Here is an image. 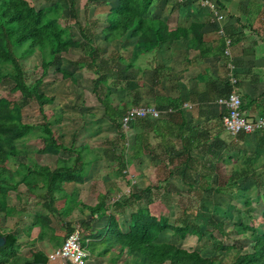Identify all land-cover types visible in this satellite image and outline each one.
I'll list each match as a JSON object with an SVG mask.
<instances>
[{
    "label": "crops",
    "instance_id": "crops-1",
    "mask_svg": "<svg viewBox=\"0 0 264 264\" xmlns=\"http://www.w3.org/2000/svg\"><path fill=\"white\" fill-rule=\"evenodd\" d=\"M56 1L62 5L60 12L69 20L75 40L86 51H96L95 61L83 49L63 53L57 60L61 64L57 68L75 74V83L66 80L55 84L70 88L73 95L69 98L76 95L77 103L71 110L78 115L67 121L60 114L47 113V107L59 105L57 99L44 107L49 117H62L52 131L61 144L75 152H30L28 157L8 161L7 167L20 178L36 167L53 172L67 167L77 169L78 180L64 182L61 190L53 193L46 188L45 178L30 186L21 183L9 192L12 212H0V229L17 233V251L27 246L31 257L36 252L50 257L80 225L83 246L90 255L87 264H141V259L130 255L109 232L112 215L121 232L128 234L133 214L146 206L158 219L168 217L172 225L208 209L220 213L213 214V221H226L224 231H232L231 235L222 236L210 225L198 226L204 233L201 237L192 233L181 239L167 230L158 243L197 251L206 258L218 257L229 264L226 255L239 250L241 243L252 242L234 230L233 220L224 217L223 202L247 193L250 178L256 184L257 176L249 170L258 174L264 168V131L233 138L223 127L226 110L217 100L231 92L229 78L235 77L245 116L250 120L264 117V0H210L217 5V14L224 17L222 21L214 20L215 13L203 5L205 0H150L148 5L138 0L135 6L141 7L144 18L164 22L171 31L202 24L203 45L191 49L189 40L182 36L169 47L160 45L137 54L139 38L132 31L106 41L108 16L120 0H69L67 5ZM30 2L35 4V0ZM220 28L225 37L219 35ZM226 39L232 41L229 55ZM74 54L77 59L72 58ZM36 55L41 66L42 54ZM186 103L190 107L185 108ZM137 106L172 112L158 119L139 120L123 130L121 116ZM42 148L41 142L28 149ZM233 170L237 172L232 174ZM147 189L151 192L142 194ZM134 194H142V201L130 202ZM217 197L223 202H212L211 206L203 203ZM101 204L103 208L94 212ZM177 214L181 218L173 223L172 216ZM219 245H235L236 249L226 253L218 250Z\"/></svg>",
    "mask_w": 264,
    "mask_h": 264
},
{
    "label": "trees",
    "instance_id": "trees-1",
    "mask_svg": "<svg viewBox=\"0 0 264 264\" xmlns=\"http://www.w3.org/2000/svg\"><path fill=\"white\" fill-rule=\"evenodd\" d=\"M137 1L120 0L119 6L111 10L108 16L109 24L104 31L107 42L120 39L127 31H132V34L139 38L136 54L151 51L160 45L169 47L182 36L189 40L191 49L203 45L202 24L193 23L189 29L178 28L171 31L164 22L144 18V13L140 11L141 7L135 6ZM144 1L147 5L150 3V0ZM61 10L56 0H47L40 8L28 0H0V83L13 82L11 92H20L26 102L36 103L44 117V122L39 124L40 126L24 123L22 111L26 102L10 103L0 96V212L7 215L12 212L7 201L9 192L16 190L21 183L30 186L31 182H39L40 179L45 178L46 188L53 193L61 190L64 182L78 180L75 176L77 169L72 170L67 167L54 172L47 167H36L35 170L30 169L27 177L24 178L18 177L7 167L8 161L28 157L30 152L38 154H57L61 150L75 152L73 147L67 148L55 138L52 127L60 123L62 117L53 116L51 119L45 114L44 107L53 104L56 98L44 94L41 88L48 78L53 82L66 80L76 82L74 73L56 66L57 60L63 53L73 49H83L87 57L95 61L96 51L93 48L86 51L82 43L75 40L69 21L66 24L61 22L63 19ZM36 52L42 54L41 76L34 82L28 83L23 61ZM104 105L107 108L105 102ZM113 121L117 122L114 118ZM30 139L41 141L43 148L35 151L28 149L26 142ZM256 187L262 188L259 180H256ZM149 192L151 189H147L142 194ZM142 194L132 195L129 198L130 202L142 201ZM245 201L247 206L251 205L250 199L246 198ZM151 202L149 201L148 205ZM119 206L123 205L119 204ZM102 208L103 204L93 211L98 212ZM226 219L232 221L231 217ZM261 219L264 224V211ZM213 220L216 222V219L210 218L206 222V227L213 226L222 236L233 233L224 231L226 221L215 224ZM234 226V230L243 233L244 237L253 243L252 248L241 253L234 264H264V233H260L254 225L234 223ZM167 230L173 231L181 239H186L192 233L200 237L204 234L188 218L178 225H172L166 216L160 219L153 216L147 206L133 214L132 227L128 234L121 232L118 221L113 215L110 218L111 235L123 249L128 250L130 255L141 259V264H225L218 257L206 258L197 251H188L169 243H158L159 236ZM0 236L7 238V245L0 248V264L49 263V257L43 252L34 253L31 259L19 256L16 248L17 233L2 232L0 229ZM233 249H236L235 245L218 246L219 251L226 253Z\"/></svg>",
    "mask_w": 264,
    "mask_h": 264
},
{
    "label": "rangeland",
    "instance_id": "rangeland-1",
    "mask_svg": "<svg viewBox=\"0 0 264 264\" xmlns=\"http://www.w3.org/2000/svg\"><path fill=\"white\" fill-rule=\"evenodd\" d=\"M28 1H32V0H28ZM47 0H35V6L37 8H40L42 5L45 4ZM63 1L61 3H63V5H67L66 3L69 0H60ZM69 5V4H68ZM60 6H62L60 4ZM62 9V7H61ZM70 18V15L67 14ZM66 15V17H67ZM69 20L66 18H63L61 20L62 24H66ZM77 28V27H75ZM72 29V26H71ZM77 54L79 53V51L76 52ZM72 58L77 59V55L74 54L72 56ZM40 59L39 56H32L28 59H25L23 61V66H24V70L27 76V80L28 83H32L35 80H37L40 76H41V68H40ZM61 64H57V66H60ZM45 84L44 86L41 88L42 92H45L46 94L50 95V96H56L57 102L59 105L55 106V107H47V113H51L52 114H60L62 116H64L66 118V120L69 118V120L72 118V116H76L78 115L77 112L72 111L71 106H73L74 103H77L74 101L75 96H73L72 98H69L70 96L73 95L72 91L69 89L64 88L63 86H57L55 84V82L53 83V81L51 79H46L45 80ZM14 86L13 82H7V83H0V96L3 98L7 99V102L10 103H20L23 104L26 101L24 100V98L21 96L20 92H16V93H12L11 90ZM65 92H70L71 95L66 94ZM57 104V103H56ZM76 105V104H74ZM52 111V112H51ZM23 122L24 123H28V124H41L44 122L42 115L39 111V107L36 103L34 102H26V105H24L23 107ZM51 119L53 116H50ZM58 117V116H56ZM74 121H76L75 118H73ZM68 121V120H67ZM66 121V124H67ZM72 122V121H71ZM40 126V125H39ZM74 126V125H72ZM75 127H78V123H75ZM41 142L39 140H35V139H30L26 142V147L27 148H31L32 146H40ZM252 171L254 173V177L257 176L256 178L261 182L262 184V188H256V184H255V180H253V178H250V180H248L247 183V188L248 191L247 193H243L240 195H236L231 201H229L228 199H226L224 202L220 201L219 197L216 198V201H210V202H203L204 204H210L214 202L215 204L218 203H224L223 208L225 210L224 211V217L225 218H230L235 222V223H244V224H248V225H254L256 228H258V231L260 233H264V224L263 221L261 219L262 213L264 211V168L262 167L261 169L258 170V174L255 173V170H249ZM235 170H233L231 173L235 174ZM242 195H246V196H242ZM246 198L251 200V205L247 206L246 205ZM235 209H238L239 211H235ZM206 211H208V209H205V211H203V214H200V216H189V220H191V222L194 225L200 226L205 228L206 227V222L211 218H214L215 214H217V216L220 215V213H210V211H208L209 213H207ZM214 214V215H213ZM1 216V215H0ZM178 216H180L179 214L172 216V222L174 223H178V220H180V218H178ZM187 216V215H186ZM3 218V217H2ZM3 226L5 225L4 221H2ZM10 225V224H9ZM11 226V225H10ZM196 238H193V241L191 242L192 244L195 243ZM230 240V239H228ZM227 240V242H228ZM231 243V242H230ZM252 243H248V242H244L241 243V248L239 247V250H234L230 255H226L224 258L226 260L227 263L232 264L235 257H237V255L240 253V251H248L252 248ZM21 249H19L18 251V255L21 256L24 259H31V255H30V251L29 248H27V246H21Z\"/></svg>",
    "mask_w": 264,
    "mask_h": 264
},
{
    "label": "built area",
    "instance_id": "built-area-1",
    "mask_svg": "<svg viewBox=\"0 0 264 264\" xmlns=\"http://www.w3.org/2000/svg\"><path fill=\"white\" fill-rule=\"evenodd\" d=\"M203 5L209 7L211 11L215 13L214 20L222 21L224 17L217 14L216 4L210 0H205ZM219 35L225 37V31L223 28L219 29ZM227 47L226 54L229 55V48L232 41L226 39ZM234 66L229 63V68ZM231 86V92L226 96L219 98L217 104L222 106L226 110V115L222 120L224 129L233 137L237 138L241 134H254L264 131V117H257L253 120L248 119L243 112L242 97L237 91L238 80L235 77L229 78ZM184 107H190L189 103L184 104ZM172 110L162 111L155 106H137L128 110L127 114L120 120L122 129H127L139 120L148 118L158 119L164 113H171ZM89 253L83 246L82 228L80 225H76L75 229L68 234L64 240L62 246L54 252L49 259L54 261L56 258L64 259L69 264H87L89 259Z\"/></svg>",
    "mask_w": 264,
    "mask_h": 264
},
{
    "label": "water",
    "instance_id": "water-1",
    "mask_svg": "<svg viewBox=\"0 0 264 264\" xmlns=\"http://www.w3.org/2000/svg\"><path fill=\"white\" fill-rule=\"evenodd\" d=\"M6 245H7L6 236H0V248H4ZM30 264H45V263L33 262ZM48 264H61V261H60V259L56 258L54 261H51Z\"/></svg>",
    "mask_w": 264,
    "mask_h": 264
}]
</instances>
